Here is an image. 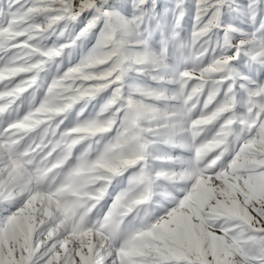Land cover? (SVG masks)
Instances as JSON below:
<instances>
[{"label": "snow or ice", "instance_id": "6c2138e0", "mask_svg": "<svg viewBox=\"0 0 264 264\" xmlns=\"http://www.w3.org/2000/svg\"><path fill=\"white\" fill-rule=\"evenodd\" d=\"M0 264H264V0H0Z\"/></svg>", "mask_w": 264, "mask_h": 264}]
</instances>
